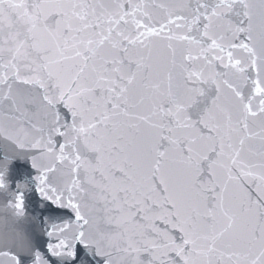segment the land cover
Instances as JSON below:
<instances>
[{
    "label": "snow or ice",
    "instance_id": "6c2138e0",
    "mask_svg": "<svg viewBox=\"0 0 264 264\" xmlns=\"http://www.w3.org/2000/svg\"><path fill=\"white\" fill-rule=\"evenodd\" d=\"M0 135V264H264V0H0Z\"/></svg>",
    "mask_w": 264,
    "mask_h": 264
},
{
    "label": "water",
    "instance_id": "95a60500",
    "mask_svg": "<svg viewBox=\"0 0 264 264\" xmlns=\"http://www.w3.org/2000/svg\"><path fill=\"white\" fill-rule=\"evenodd\" d=\"M29 155L27 150L17 148L15 144L0 135V170L5 171L6 180L13 191L18 183L24 182L25 177L36 174L31 167ZM7 202L6 195L0 194V251H16L26 240L46 246V237L43 235L45 226L42 222L48 216L45 210L47 202L42 201L34 189L25 190V214L22 217H17L8 209ZM59 215L63 219L69 218V213L65 210H61ZM81 255L89 264H97L99 259L83 251Z\"/></svg>",
    "mask_w": 264,
    "mask_h": 264
}]
</instances>
